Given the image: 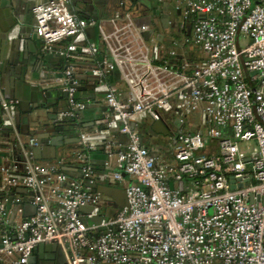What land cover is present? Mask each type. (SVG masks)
Masks as SVG:
<instances>
[{
    "label": "built area",
    "instance_id": "2783aa9c",
    "mask_svg": "<svg viewBox=\"0 0 264 264\" xmlns=\"http://www.w3.org/2000/svg\"><path fill=\"white\" fill-rule=\"evenodd\" d=\"M157 1L173 6L169 14L180 35L168 37L174 48L154 40L153 24L137 25L131 12L110 19L105 30L79 17L70 0L33 8L47 52L68 39L60 51L66 61L106 56L89 73L102 81L97 89L110 114L99 130L79 135L83 149L97 147L102 131L114 127L127 143L116 153V170L100 177L86 154L77 155L76 180L31 159L35 138L23 144L22 174L6 157L0 167L5 189L31 191L35 211L7 229L0 200V264H28L38 245L52 243L65 264H264V0ZM89 25L97 29V43L85 42ZM115 71L126 86L125 101L107 81ZM60 85L71 110L84 109L70 67ZM0 107L11 114L15 102L2 100ZM164 117L178 125L167 138L169 155H158L127 121ZM252 140L249 153L239 149L237 141ZM99 181L123 189L125 206L113 216H105L110 202L93 191ZM95 218L99 223L90 222Z\"/></svg>",
    "mask_w": 264,
    "mask_h": 264
},
{
    "label": "crops",
    "instance_id": "0c3cea01",
    "mask_svg": "<svg viewBox=\"0 0 264 264\" xmlns=\"http://www.w3.org/2000/svg\"><path fill=\"white\" fill-rule=\"evenodd\" d=\"M100 2L101 0H97ZM153 1L155 5L153 4ZM43 2V0H0V41L3 37L2 28L4 23H6V16L8 12L13 10V7L21 8V6H26L27 4H38ZM157 0H144V3H141L138 0L135 3L134 10H132V15L134 16V21L137 25L148 24L149 19L153 23V38L157 42L163 45L170 46V42L163 40V26L159 23L160 16L165 13L166 16L172 11L173 6L167 4V8L163 6H156ZM132 5L129 0H108L105 5H102L103 11L86 10V6L82 3L73 2L70 0L71 9L74 11V7L81 9L82 14H78L81 18L86 19L90 24L99 22L101 23L103 29L111 30L112 26L109 23L110 19L122 18L124 14ZM151 7V9H150ZM136 9V10H135ZM90 15V16H89ZM94 15V16H93ZM93 17H97V20H94ZM27 20L31 19L30 15L27 16ZM119 22V21H118ZM168 31H165V33ZM25 37L20 40L19 45H14L7 43L5 47L6 55L5 59L7 61L10 52H13L11 57L12 62L16 65V61L20 64L21 62L27 63L28 69L31 75L34 77L33 85H42L41 88L46 89L51 92L52 96L49 101L52 102L49 110V115L57 116L66 110L67 108L71 110L69 105H67V99L63 97L64 90L60 85V81L63 78V72L67 67L72 69L75 80L78 82L77 90L75 93V98L80 103L84 104V109H81L82 113L77 116L75 120L66 119L63 122L62 133L58 136L60 140L57 142L62 143L63 145L57 147L56 157L52 158V153L48 151H43L40 154H35L33 149L31 150V159L40 164V165H57L60 172L64 173L70 179H79L81 176L79 163L76 161V156L79 154H86L89 164L92 166L95 176H102L108 172L116 170L115 160L116 153L123 150L127 143V138L124 134H121L118 127H114L109 130L102 131V139L99 142L100 144L92 150H84L82 144L79 141V135L81 133H92L100 129V120L105 116L110 114L109 108L106 106L103 94L100 92L97 87L101 84V80L90 75L89 69L96 63L100 64L104 58H106L104 52L100 53L94 58L78 56L71 61H66L64 57L60 54L62 48L67 45L68 39L58 42L54 46L53 51L47 52L44 49V45L37 34L32 32L25 33ZM12 36H10L11 38ZM85 38L86 43H97L98 42V33L97 29L94 26H88L85 29ZM2 42V41H1ZM18 46V47H17ZM178 48V47H177ZM175 49L178 51V49ZM17 63V64H18ZM10 64L6 66H1L0 70V87L3 90V97L7 98L8 101H13L18 103L19 99H23L22 86H16L20 82L16 79V73L10 72ZM18 81V82H17ZM108 83L113 84L121 92V99L125 101L127 99V94H125L126 86L122 82L120 75L117 71L111 73V76L107 80ZM28 83V82H27ZM17 88V89H16ZM27 94V90H26ZM60 95V99L57 96ZM27 96V95H26ZM24 104V103H23ZM64 115L69 116V114H61L59 117H65ZM26 119L23 116L16 119L15 125H13V133L9 134L7 131H0V153H6V156H0V167L4 164L5 158L17 159L18 155L21 154L22 162L28 160L27 151L24 149L23 144L29 138H35L39 141V146L41 140L37 135L24 136L20 134L21 132H26L27 128L25 126ZM45 120V118H43ZM169 133L172 132L173 128L170 126V121L168 117L161 119ZM155 123L150 118H146L141 122H137L135 129L140 132L142 143L153 153L158 155H169V146L165 147V141L163 137L168 138V136H163L161 134L152 135L146 130L150 129L151 126ZM174 127L176 123L172 122ZM77 124V127H75ZM45 129L47 127H40L35 124H30L29 129L32 131L34 129ZM145 130V133H141L142 130ZM52 137H50L51 139ZM15 141L17 143V149L11 145ZM106 144H111V151H107L104 147ZM22 165V163H21ZM130 181V180H129ZM95 188H98L102 191V188H106L109 195L114 194V197L124 200V192L120 185L111 183L108 181H99L96 183ZM103 198H106L109 202H113L111 196L101 194ZM11 197L12 199H8ZM0 200L5 201L6 203V213H7V229L12 225L17 223L21 218L24 217V213L31 216L34 213V206L32 204V192L27 190L25 193H17L12 190H6L4 187L3 176L0 173ZM9 203V206H8ZM27 216V217H29ZM5 229V228H3Z\"/></svg>",
    "mask_w": 264,
    "mask_h": 264
},
{
    "label": "water",
    "instance_id": "95a60500",
    "mask_svg": "<svg viewBox=\"0 0 264 264\" xmlns=\"http://www.w3.org/2000/svg\"><path fill=\"white\" fill-rule=\"evenodd\" d=\"M49 0H43L42 3H45ZM74 3H82L86 6L87 14L88 11H91L92 13L94 10H101L103 11L102 5H105L108 0H101L98 2L97 0H72ZM131 4H135L138 2V0H129ZM141 3H144V0H140ZM35 7L34 4H27L26 6H21V8L13 7V10L8 12V15L6 16V23H4V27L2 28V34L3 37L0 41V68L1 66H6V64H10L9 71L16 73V79L20 82L16 84V86H22V94L23 99H19L18 103H15V107L13 110V113L9 114L8 112H5L0 107V131H7L9 134L13 133V125H15L17 116H23L26 120L25 126L27 128V131L21 132L20 134L24 136L29 135H37V137L41 140L40 147H36L33 149V152L35 154H40L43 151H48L52 153V158L56 157L57 147H60L63 145V142H57V140H60V137H58L62 130H64L63 122L68 120H75L77 119V116L82 113L79 109H73L70 111L69 108L66 110L59 112L61 114H69V116L66 117H59V115H53L52 117L49 115V112H52V110H49V107L51 106L52 102L49 101L52 94L51 92L47 91L46 89L41 88L42 85H33V81H35L34 77L31 75L27 63L21 62L20 64L16 61V65H14V62H12L11 57L13 56V52H10L9 57L6 61L5 55L6 50L5 47H7V43L16 44L19 45V42L21 39L26 38L25 33L32 32L36 34V22L33 16V8ZM71 7V6H70ZM164 7L167 8V4L164 5ZM151 9V7H150ZM136 10V9H135ZM74 11L82 14V10L74 7ZM30 15L31 19L34 20H27V16ZM90 16V15H89ZM94 16V15H93ZM94 20H97V17H93ZM173 15L171 14V19L173 20ZM163 22V21H162ZM147 25H152L151 18L148 21ZM10 36H12L10 38ZM39 38V37H38ZM18 47V46H17ZM18 63V64H17ZM2 69V68H1ZM0 69V70H1ZM17 81V82H18ZM28 82V83H27ZM17 89V88H16ZM27 90V94H26ZM27 95V96H26ZM3 90L0 87V103L2 100L8 101L7 98L3 97ZM60 95L57 96L58 99H60ZM63 97L67 99L68 95L64 91ZM24 103V104H23ZM68 105V101H67ZM110 110V109H109ZM197 116V115H196ZM45 118V120H43ZM35 124L40 127H47L45 129H34L30 130L29 125ZM127 125L131 130H133L136 127V121L133 119H130L127 121ZM178 125V124H176ZM77 127V124L76 126ZM148 133H151L152 135H158L161 134L163 136H168L170 133L164 123L159 120L155 121V123L151 126L150 129L146 130ZM141 133H145V130L143 129ZM50 137H52L50 139ZM6 153H0V156H6ZM81 165H79L80 169ZM231 180V189H234L233 186V180ZM181 186V185H180ZM170 188H173V185L170 184ZM106 188H102V191H100L98 188H95L93 191L104 194L107 196H111L113 199V202H110V207H108L105 211V216L110 217L115 214V212L125 206V200L118 199V197H114V194L109 195ZM13 192L17 193H25L27 190L25 188H14L12 189ZM9 206V203H8ZM35 210V209H34ZM81 211L84 210H91V207H84L80 209ZM24 217H27L26 213L23 215ZM100 218H95L90 220V222L93 223H99ZM28 264H65V259L62 255L61 250L59 247L52 243V244H40L36 247V249L33 250V253L31 257L28 260Z\"/></svg>",
    "mask_w": 264,
    "mask_h": 264
},
{
    "label": "trees",
    "instance_id": "16d2710c",
    "mask_svg": "<svg viewBox=\"0 0 264 264\" xmlns=\"http://www.w3.org/2000/svg\"><path fill=\"white\" fill-rule=\"evenodd\" d=\"M156 6H163L164 7V5H163V3H160V2H157V4H156ZM134 8H136L135 7V4H132V5H130V7L128 8V9H126V11H128V12H131L132 13V10H134ZM78 15V14H77ZM79 16V15H78ZM80 17V16H79ZM153 24V23H152ZM164 34H163V39L165 38V37H169V36H171V35H173L172 37H174L175 39L177 38H180V35H178L177 33H176V31H174V33L173 32H170V33H168V32H163ZM175 35H178V36H175ZM165 40V39H164ZM167 41H169V40H167ZM170 42V41H169ZM170 47L171 48H174L172 45H170ZM184 51V53H185V51H186V47H185V49L183 50ZM178 52H180V51H178ZM179 56H177L176 58L178 59V61H179V63H178V65L180 64V61H182V59L184 58L183 56H182V53H180V54H178ZM190 60H192V61H195V59L194 58H189ZM170 126H171V128H173V129H175V127H174V125H173V123L172 122H170ZM139 134H140V132H139ZM11 145L15 148V150L18 148L17 147V143L15 142V141H13L12 143H11ZM18 150V149H17ZM13 160V159H12ZM14 161H16L17 163H18V166H17V169H18V173L19 174H22V172H23V165H21V163H22V157H21V154L20 155H18V157H17V159H15Z\"/></svg>",
    "mask_w": 264,
    "mask_h": 264
},
{
    "label": "rangeland",
    "instance_id": "374dc122",
    "mask_svg": "<svg viewBox=\"0 0 264 264\" xmlns=\"http://www.w3.org/2000/svg\"><path fill=\"white\" fill-rule=\"evenodd\" d=\"M153 4L155 5L154 1H153ZM175 36H178V35H175ZM164 39L169 40L168 37H165ZM237 49H240L239 45H237ZM194 57H196V55H194ZM163 140L165 141V147H168V139L163 137ZM237 142H238L239 149L245 153H249L251 150H253V148L256 147V143L254 140H252L250 142H240V141H237Z\"/></svg>",
    "mask_w": 264,
    "mask_h": 264
},
{
    "label": "flooded vegetation",
    "instance_id": "af4514ba",
    "mask_svg": "<svg viewBox=\"0 0 264 264\" xmlns=\"http://www.w3.org/2000/svg\"><path fill=\"white\" fill-rule=\"evenodd\" d=\"M159 20V23L161 24V26H163V32L168 31V33H170L173 31L174 33V31H176L175 24L173 23L170 14L166 16L165 13H163L160 16Z\"/></svg>",
    "mask_w": 264,
    "mask_h": 264
}]
</instances>
